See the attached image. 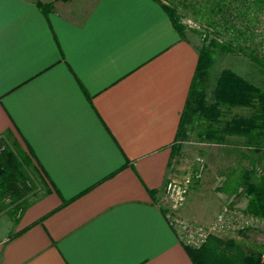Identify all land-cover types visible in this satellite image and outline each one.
I'll list each match as a JSON object with an SVG mask.
<instances>
[{"label":"crops","instance_id":"0c3cea01","mask_svg":"<svg viewBox=\"0 0 264 264\" xmlns=\"http://www.w3.org/2000/svg\"><path fill=\"white\" fill-rule=\"evenodd\" d=\"M41 1L0 0V138L44 188L0 264H194L163 199L202 41L156 0Z\"/></svg>","mask_w":264,"mask_h":264},{"label":"trees","instance_id":"16d2710c","mask_svg":"<svg viewBox=\"0 0 264 264\" xmlns=\"http://www.w3.org/2000/svg\"><path fill=\"white\" fill-rule=\"evenodd\" d=\"M156 1L168 13L183 39L187 29L175 1L207 22L201 30L204 43L172 147L171 162L189 133H195L202 143L218 145H226L232 136L243 137L245 149L264 152V92L229 69H224L218 78L213 102L208 101L206 91L216 53L245 56L264 68V56L259 54L256 35L264 0H202V4L198 3L200 0ZM38 5L45 13L51 8L41 0ZM236 108L250 109L251 114L231 116ZM0 148H3L0 154V214L7 212L18 221L32 204L29 197L36 190L31 170L41 177L29 157L16 145L0 138ZM221 190L235 196L244 194L248 200L244 213L264 219V171L260 170L258 162L252 161L250 167L232 172ZM7 201H11L8 206ZM185 249L194 264H264V245L247 250L234 240L211 236L201 248L185 246Z\"/></svg>","mask_w":264,"mask_h":264},{"label":"rangeland","instance_id":"374dc122","mask_svg":"<svg viewBox=\"0 0 264 264\" xmlns=\"http://www.w3.org/2000/svg\"><path fill=\"white\" fill-rule=\"evenodd\" d=\"M178 2L175 1V4L178 5V11L183 17L182 22L187 29L186 33L196 34L202 41L203 47L204 40L201 30L207 24L206 20L198 13L186 10ZM198 3L202 4L203 2L200 0ZM202 6L199 7L202 8ZM261 13L258 15L259 17ZM194 25H197L199 29ZM259 54L262 55L260 51ZM224 69L232 70L264 92V68L262 66L255 64L245 56L216 53L213 57L206 90L209 102L214 101L216 84ZM250 114V109L236 108L232 111L231 116L247 117ZM187 137L188 139L180 145L181 147L174 156L170 167V172L174 174V178L169 182L188 187L185 201L175 213L189 225L210 229L209 237L216 236L224 240H234L247 250L264 245V219L253 216L258 223L243 224L242 216L245 214L248 204L245 195H230L221 190L232 172L250 167L252 161L258 162L260 170L264 171V152L254 153L245 149V139L238 136L229 137L226 145L202 143L195 133H189ZM31 175L36 190L30 195L29 203L35 201L44 192L41 179L32 170ZM10 203L11 201H7V206ZM185 208L192 219L183 215L182 210ZM225 209H228V213L224 212ZM219 215L220 217L224 216L225 219H228L227 221L233 222H230L231 228L222 232L223 234L211 232L214 223L218 222L215 219ZM18 222L7 212L0 214V243L10 240L17 234ZM262 261L264 262V255Z\"/></svg>","mask_w":264,"mask_h":264},{"label":"built area","instance_id":"2783aa9c","mask_svg":"<svg viewBox=\"0 0 264 264\" xmlns=\"http://www.w3.org/2000/svg\"><path fill=\"white\" fill-rule=\"evenodd\" d=\"M197 27V25H194ZM199 29V27H197ZM201 30V28H200ZM257 43L259 50L264 55V10L262 11L258 26L256 28ZM3 148H0V154ZM188 192V187L185 185H178L173 182H168L165 187V197L163 199V204L169 205L170 210L167 212V218L170 226L175 231L179 241L186 247L190 248H200L202 247L210 236V229H204L202 227L192 226L187 224V222L175 213L184 203L185 197ZM228 213V209L224 210ZM228 215V214H227ZM239 218V216L237 215ZM224 216L220 215L215 219L218 221L214 223V228L212 229L214 233H222L230 227V222L227 221ZM220 221V223H219ZM250 222L258 223V221L251 215L243 214L242 223L249 224ZM233 223V222H232ZM223 234V233H222Z\"/></svg>","mask_w":264,"mask_h":264}]
</instances>
